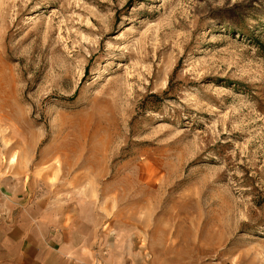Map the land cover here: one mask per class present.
<instances>
[{
  "label": "rangeland",
  "instance_id": "obj_1",
  "mask_svg": "<svg viewBox=\"0 0 264 264\" xmlns=\"http://www.w3.org/2000/svg\"><path fill=\"white\" fill-rule=\"evenodd\" d=\"M0 184L87 264H264V0H0Z\"/></svg>",
  "mask_w": 264,
  "mask_h": 264
},
{
  "label": "crops",
  "instance_id": "obj_2",
  "mask_svg": "<svg viewBox=\"0 0 264 264\" xmlns=\"http://www.w3.org/2000/svg\"><path fill=\"white\" fill-rule=\"evenodd\" d=\"M2 184L0 264H87V248L69 240L52 214L22 204L20 192Z\"/></svg>",
  "mask_w": 264,
  "mask_h": 264
},
{
  "label": "bare ground",
  "instance_id": "obj_3",
  "mask_svg": "<svg viewBox=\"0 0 264 264\" xmlns=\"http://www.w3.org/2000/svg\"><path fill=\"white\" fill-rule=\"evenodd\" d=\"M110 259V258H109Z\"/></svg>",
  "mask_w": 264,
  "mask_h": 264
}]
</instances>
